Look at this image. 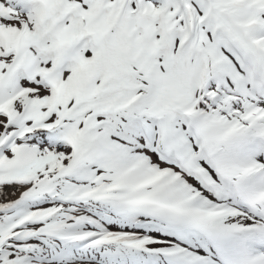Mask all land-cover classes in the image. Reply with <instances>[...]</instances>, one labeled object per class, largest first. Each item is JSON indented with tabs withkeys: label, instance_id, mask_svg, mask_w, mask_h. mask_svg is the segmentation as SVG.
Segmentation results:
<instances>
[{
	"label": "snow or ice",
	"instance_id": "6c2138e0",
	"mask_svg": "<svg viewBox=\"0 0 264 264\" xmlns=\"http://www.w3.org/2000/svg\"><path fill=\"white\" fill-rule=\"evenodd\" d=\"M0 264H264V0H0Z\"/></svg>",
	"mask_w": 264,
	"mask_h": 264
}]
</instances>
